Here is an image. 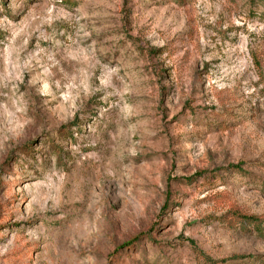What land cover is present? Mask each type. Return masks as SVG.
Returning a JSON list of instances; mask_svg holds the SVG:
<instances>
[{
    "label": "rangeland",
    "instance_id": "rangeland-1",
    "mask_svg": "<svg viewBox=\"0 0 264 264\" xmlns=\"http://www.w3.org/2000/svg\"><path fill=\"white\" fill-rule=\"evenodd\" d=\"M232 207L264 216V0H0V264H264Z\"/></svg>",
    "mask_w": 264,
    "mask_h": 264
},
{
    "label": "trees",
    "instance_id": "trees-1",
    "mask_svg": "<svg viewBox=\"0 0 264 264\" xmlns=\"http://www.w3.org/2000/svg\"><path fill=\"white\" fill-rule=\"evenodd\" d=\"M225 171H229L230 169H232V171H241V168L239 166V164H230L228 166H226L225 168H223ZM206 171H200L197 172L193 175V177H197L198 175H202L203 173H205ZM190 179V178H189ZM187 180V179H185ZM188 181V180H187ZM229 215V220L231 223H239L240 226L244 227V226H252L254 229H256L257 233L262 235L264 234V230H263V226H264V216H256V215H249V214H245L243 212H241L239 210V208L237 207H232V210L228 213ZM136 239V237L134 238ZM134 240H131V242H133ZM131 242H129L126 245H129ZM202 258L207 261L209 260V258H206L204 256H202Z\"/></svg>",
    "mask_w": 264,
    "mask_h": 264
}]
</instances>
